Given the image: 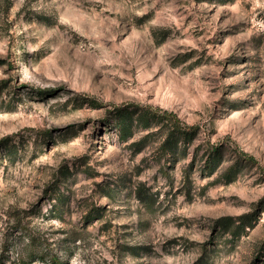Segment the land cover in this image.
Wrapping results in <instances>:
<instances>
[{
	"label": "rangeland",
	"instance_id": "obj_1",
	"mask_svg": "<svg viewBox=\"0 0 264 264\" xmlns=\"http://www.w3.org/2000/svg\"><path fill=\"white\" fill-rule=\"evenodd\" d=\"M52 256L264 264V0H0V264Z\"/></svg>",
	"mask_w": 264,
	"mask_h": 264
},
{
	"label": "trees",
	"instance_id": "obj_2",
	"mask_svg": "<svg viewBox=\"0 0 264 264\" xmlns=\"http://www.w3.org/2000/svg\"><path fill=\"white\" fill-rule=\"evenodd\" d=\"M136 113L134 111H131L130 108H119L115 107L114 108V115L116 116L117 119H119L118 127L120 128V134H125V139H129L132 135L133 132L131 131L132 127L137 123L140 125L142 128L145 130H151L153 128V121L155 120L152 119L151 117V111L150 109H142V111L138 114V119H135ZM161 119L156 118L157 121L161 122L160 124L163 127L168 128V136L163 144V149L168 150V148H171L172 150H175V147L177 146V142L179 137L178 135H182L184 140H187L190 136L194 135L198 128L191 126V127H183L181 121L178 119L176 115L173 113H169L168 111H165L163 115H159ZM122 120V121H121ZM251 159V158H250ZM208 170H211V166L209 164L207 165ZM250 216V215H243L240 217V224L235 227V232L242 230L245 232V224L244 221L245 219ZM225 220H229V218H224L220 222H225ZM235 232L232 233L233 236H235ZM43 260H46L44 257ZM32 261V259L30 260ZM49 264H63L60 259H58L55 256H52L50 260L48 261Z\"/></svg>",
	"mask_w": 264,
	"mask_h": 264
}]
</instances>
